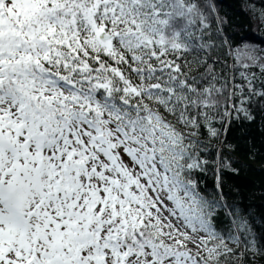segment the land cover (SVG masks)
Here are the masks:
<instances>
[{"label":"trees","instance_id":"16d2710c","mask_svg":"<svg viewBox=\"0 0 264 264\" xmlns=\"http://www.w3.org/2000/svg\"><path fill=\"white\" fill-rule=\"evenodd\" d=\"M8 1L0 0L2 64L21 60L19 49L32 46L30 61L16 64L28 81L74 91L88 104L83 111L92 128L109 124L121 139L131 136L125 127L150 130L152 118L166 126L177 158L163 161L171 178L196 195L208 231L212 256L188 252L194 264H264V0H104L107 8L92 20L84 14L95 0H44L36 10L50 12L31 18L10 17ZM47 21L69 23L76 44L51 42L40 32L20 40ZM95 27L112 36L106 50L86 42ZM16 78L0 81V94L21 97ZM53 99L24 101L48 135L74 111ZM83 161L76 153L66 158L63 189ZM157 232L140 222L107 243L141 252L162 245ZM171 251L185 248L164 247Z\"/></svg>","mask_w":264,"mask_h":264},{"label":"rangeland","instance_id":"374dc122","mask_svg":"<svg viewBox=\"0 0 264 264\" xmlns=\"http://www.w3.org/2000/svg\"><path fill=\"white\" fill-rule=\"evenodd\" d=\"M45 3L10 0L4 8L10 17L31 18L38 10L50 12L36 10ZM106 8L104 0H95L84 16L92 20ZM68 17L73 19L74 12L69 10ZM68 24L55 27L47 21L20 40H34L40 32L51 42L75 45ZM102 32L95 27L87 44L106 50L109 43L100 38ZM26 48L17 52L21 60L0 62V81L17 76L21 94H0V264H194L188 252L212 256L196 195L171 178L163 161L177 158L166 126L152 118L150 130L125 127L131 136L123 139L109 124L92 128L83 111L88 104L74 91L58 82L42 86L28 81V71L16 66L33 56V47ZM29 96L54 97L52 103L57 100L63 106L65 101L74 111L65 123L53 124L48 135L44 122L25 106ZM72 153L84 156V161L67 177L71 188L63 189L62 168ZM140 222L158 229L161 246L139 252L107 243L116 240L121 227ZM167 246L185 251L164 253Z\"/></svg>","mask_w":264,"mask_h":264},{"label":"water","instance_id":"95a60500","mask_svg":"<svg viewBox=\"0 0 264 264\" xmlns=\"http://www.w3.org/2000/svg\"><path fill=\"white\" fill-rule=\"evenodd\" d=\"M100 38H101L103 41H109V40H111L112 36L109 35V34H107V33H102V34L100 35Z\"/></svg>","mask_w":264,"mask_h":264}]
</instances>
